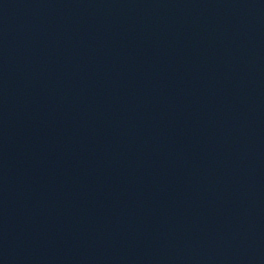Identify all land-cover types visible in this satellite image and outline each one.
Returning a JSON list of instances; mask_svg holds the SVG:
<instances>
[{
  "label": "water",
  "instance_id": "1",
  "mask_svg": "<svg viewBox=\"0 0 264 264\" xmlns=\"http://www.w3.org/2000/svg\"><path fill=\"white\" fill-rule=\"evenodd\" d=\"M0 264H264V0H0Z\"/></svg>",
  "mask_w": 264,
  "mask_h": 264
}]
</instances>
